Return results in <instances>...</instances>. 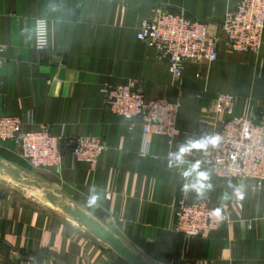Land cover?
<instances>
[{
  "label": "crops",
  "instance_id": "0c3cea01",
  "mask_svg": "<svg viewBox=\"0 0 264 264\" xmlns=\"http://www.w3.org/2000/svg\"><path fill=\"white\" fill-rule=\"evenodd\" d=\"M238 0H0V115H16L23 130L49 129L69 141L98 135L107 144L95 163L74 162L63 146L59 172L38 175L95 213L146 260L155 264H264V182L237 180L227 188L210 169L178 158L227 118L213 111L218 93L238 100L234 113L264 121V30L256 52L218 44L217 59L185 61L173 79L167 60L137 40L143 19L181 11L206 22L211 33ZM48 23V49L33 45V21ZM222 37V36H221ZM142 83L145 99L180 103L179 134L147 138L141 154L140 120L109 113L106 85ZM0 148L13 152V143ZM201 173L206 178L201 177ZM95 197V203L90 200ZM207 199L223 225L187 237L172 230L175 198ZM239 203L238 207L236 203ZM127 264L76 227L43 213L0 188V264Z\"/></svg>",
  "mask_w": 264,
  "mask_h": 264
},
{
  "label": "built area",
  "instance_id": "2783aa9c",
  "mask_svg": "<svg viewBox=\"0 0 264 264\" xmlns=\"http://www.w3.org/2000/svg\"><path fill=\"white\" fill-rule=\"evenodd\" d=\"M263 30L264 0H238L225 11L215 34L210 32L206 22L181 11L162 10L151 19L140 22L136 38L165 58L169 73L173 79H178L185 61H215L221 39L232 51L256 52L261 46ZM33 45L41 54L48 49V23L44 17H36L33 21ZM4 50L0 43V66L5 61ZM103 92L109 113L126 120H140L141 154L147 153L146 143L150 135H162L169 140L178 136V100L164 97L145 99L142 83L137 79L106 85ZM237 100L238 97L232 93H218L213 101V111L225 113L227 118L218 129L202 138L199 144L203 147L193 146L192 157L187 150L179 156L169 152L168 156L210 169L224 179L227 188L237 180H254L260 187L264 182V121L254 120L251 112L244 115L234 113ZM213 139L216 141L214 144L209 142ZM6 141L13 143L14 154L36 173L45 170L59 172L64 144L69 145L74 162L95 163L107 148L104 139L98 135L78 136L65 143L62 136L51 134L46 127L23 130L20 117L9 114L0 115V144ZM236 205L240 206L238 202ZM172 210V230L187 237L205 236L226 221L224 213L203 198L192 201L175 198ZM91 264L108 263L100 260Z\"/></svg>",
  "mask_w": 264,
  "mask_h": 264
},
{
  "label": "water",
  "instance_id": "95a60500",
  "mask_svg": "<svg viewBox=\"0 0 264 264\" xmlns=\"http://www.w3.org/2000/svg\"><path fill=\"white\" fill-rule=\"evenodd\" d=\"M0 188L25 204L76 227L127 264H155L135 251L102 219L38 175L0 156Z\"/></svg>",
  "mask_w": 264,
  "mask_h": 264
},
{
  "label": "trees",
  "instance_id": "16d2710c",
  "mask_svg": "<svg viewBox=\"0 0 264 264\" xmlns=\"http://www.w3.org/2000/svg\"><path fill=\"white\" fill-rule=\"evenodd\" d=\"M0 156H2L3 158L15 163L16 165H18L19 167L23 168V169H26V170H30V167H28L26 165V163L24 161H22L20 158H18L15 154H12V153H8L6 152L4 149L0 148ZM87 209H89L92 213H94L96 216H98L93 207L91 206H86ZM119 260L125 262L124 260H122L121 258L118 257Z\"/></svg>",
  "mask_w": 264,
  "mask_h": 264
},
{
  "label": "clouds",
  "instance_id": "9594fccd",
  "mask_svg": "<svg viewBox=\"0 0 264 264\" xmlns=\"http://www.w3.org/2000/svg\"><path fill=\"white\" fill-rule=\"evenodd\" d=\"M209 142H211V143L214 144L216 141H215V139H213V140H211V141H209ZM203 146H204V145L199 144V143H197V144L194 145V147H203ZM186 150H187L186 148H183V147H182V148L180 149V153L183 154ZM201 177H202V178H206L205 175H204L203 173H201ZM95 199H96V198L93 197V198L90 200V204H91V203H95Z\"/></svg>",
  "mask_w": 264,
  "mask_h": 264
},
{
  "label": "rangeland",
  "instance_id": "374dc122",
  "mask_svg": "<svg viewBox=\"0 0 264 264\" xmlns=\"http://www.w3.org/2000/svg\"><path fill=\"white\" fill-rule=\"evenodd\" d=\"M21 168V167H20ZM76 200V199H75ZM77 201V200H76ZM79 202V201H78ZM83 205V204H82ZM83 206H85V205H83ZM86 207V206H85Z\"/></svg>",
  "mask_w": 264,
  "mask_h": 264
}]
</instances>
